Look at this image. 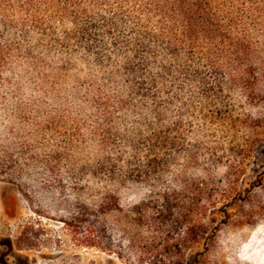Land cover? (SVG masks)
Segmentation results:
<instances>
[{
    "label": "rangeland",
    "instance_id": "rangeland-1",
    "mask_svg": "<svg viewBox=\"0 0 264 264\" xmlns=\"http://www.w3.org/2000/svg\"><path fill=\"white\" fill-rule=\"evenodd\" d=\"M18 7L5 17L19 50L0 66V264H264V18L251 25L252 68L225 70L201 112L195 99L187 105L181 118L191 124L179 123L187 142L164 158L169 189L184 201L196 184L223 182L228 163L245 153L233 196L201 202L192 236L183 210L160 205L151 181L113 193L109 172L101 174L113 167L109 147L115 159L135 148L146 160L160 149L142 142L156 127L149 121L129 136L107 129L119 99L100 79L101 49L91 41L89 54L76 25L50 19L40 4L30 14ZM106 130L111 145L102 142ZM164 185L159 178L155 190Z\"/></svg>",
    "mask_w": 264,
    "mask_h": 264
},
{
    "label": "trees",
    "instance_id": "trees-1",
    "mask_svg": "<svg viewBox=\"0 0 264 264\" xmlns=\"http://www.w3.org/2000/svg\"><path fill=\"white\" fill-rule=\"evenodd\" d=\"M15 2L19 6L17 10L28 14L38 12L36 3L40 4L50 13V19L76 25L74 35L89 54L93 48L91 41L95 48L101 49L103 57L99 60L104 76L100 79L106 94L111 91V96L119 99L117 109L106 119L107 129L112 127L115 133L123 131V135L129 136L149 121L156 127L142 142L160 143L158 153L145 154L146 160L135 148L131 154L121 152V158L115 159L117 151L109 147L108 151L114 154L113 167L108 170L102 165L101 174L109 172L113 193L121 189L131 191L134 185L145 187L151 181L153 193L163 194L160 205L183 210L184 219L191 224L186 234L194 236L200 203H214L217 194L233 196L230 191H236L239 185L245 153L228 163L223 182L214 187L209 186V181L196 184L195 191L184 201L180 198L181 191L169 189L162 168L164 158L174 147L187 142L189 129L181 128L191 124L190 120L181 118L187 105L195 99L201 112L205 107L201 98L221 89V80L227 76L225 70L243 67L244 75L252 68L251 25L264 18V0H0V66L12 50H19L12 23L5 17V11ZM32 21L38 28L42 24L39 15ZM100 31L108 35L109 42ZM240 76L236 75L234 80L242 79ZM179 99L184 102L179 103ZM120 118L122 127L116 123ZM107 131L103 132L102 142L107 139L111 145L112 132ZM221 159L219 156L218 162ZM206 170L210 174L213 171ZM161 177L165 181L163 193L155 190ZM222 185L224 188L220 189Z\"/></svg>",
    "mask_w": 264,
    "mask_h": 264
}]
</instances>
